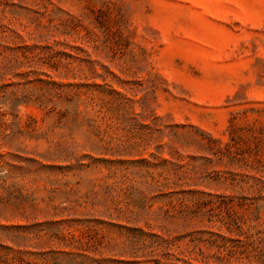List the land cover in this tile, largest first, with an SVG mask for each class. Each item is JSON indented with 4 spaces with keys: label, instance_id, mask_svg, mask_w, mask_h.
I'll return each instance as SVG.
<instances>
[{
    "label": "rangeland",
    "instance_id": "obj_1",
    "mask_svg": "<svg viewBox=\"0 0 264 264\" xmlns=\"http://www.w3.org/2000/svg\"><path fill=\"white\" fill-rule=\"evenodd\" d=\"M0 264H264V0H0Z\"/></svg>",
    "mask_w": 264,
    "mask_h": 264
}]
</instances>
